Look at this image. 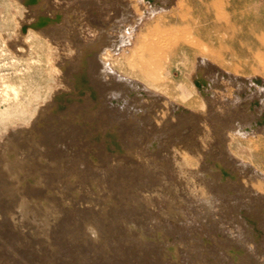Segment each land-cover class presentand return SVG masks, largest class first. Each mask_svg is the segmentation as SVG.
<instances>
[{
  "label": "bare ground",
  "instance_id": "obj_1",
  "mask_svg": "<svg viewBox=\"0 0 264 264\" xmlns=\"http://www.w3.org/2000/svg\"><path fill=\"white\" fill-rule=\"evenodd\" d=\"M100 1L107 0H0L3 6L0 8V51L7 53L9 59L8 66L0 69V221L6 226L13 227L14 223H19L30 227L31 230L35 229L38 234L45 237L49 230V217L54 213L52 206L55 205L53 202L55 198L60 197L64 202L73 201L76 196L74 189L77 187L81 191L85 178L97 179L95 182L102 186L106 183L104 179L106 173L110 177L115 169L124 173L128 168L133 167L135 170L134 167L137 168L140 163L146 165L142 161L147 162L148 168L152 167L156 159H159L157 162L163 159L165 162V158L169 156L162 158L163 154L159 149L161 146L166 148L170 139L179 135L183 137L184 163L175 162V166L180 176L186 180H196L202 184V188L206 186L205 181L215 180L219 183L220 189L229 193L230 190L226 187L234 185L239 180V171L241 169L248 171L247 165L235 167L229 151L219 155L222 152L218 153V150L222 149L219 145L214 146L211 151L203 150L201 141L204 138L200 136L202 127L198 121L199 114L177 105L167 117L157 120L154 114L157 111L154 112L152 108L157 101L155 94L151 95L150 100L143 101L146 94L140 84L129 77L121 76L110 67L108 58L124 52L127 45L131 44L135 23H128L122 30L119 18H109L105 10H99ZM115 1L122 4L123 13L127 15L129 1ZM142 1L153 11L155 4L165 5V2L172 0H140ZM200 2L205 6L204 12L197 11L196 14L192 12L194 15L187 16L181 13L184 15L183 18L174 20L172 27L166 32L159 31L145 37L136 59L112 58V64L117 63L120 70L144 79L153 87L167 90L170 87L166 82L168 71L164 69L167 59L185 56L188 51L193 54L198 52L194 55V63L189 73L191 92L188 96L195 95L192 102L203 108L200 111L213 110L215 96L211 88L213 85L223 87L217 82L222 76L235 87L232 92L235 98L227 99L228 106L224 107L221 113L225 118L221 117L220 122L232 128L234 121L237 122L236 117H239L245 122L248 130L241 129L240 123L239 132L238 127L234 128L235 131L231 129L236 135H245L248 133L245 131L253 134L255 130L264 133V81L258 76L253 77V82L240 76L235 77L227 71L215 68L213 63L209 62L207 54L204 55L206 51H210L209 48L214 42L223 45L221 35H225L228 30H235V24L232 22L226 26L220 23L222 20L228 21L227 12L224 10L214 14L215 17L211 16L209 6L222 4L223 0ZM175 4L181 8V12L186 8L181 0ZM89 26L95 28L94 36L85 35ZM114 30L113 35L110 31ZM186 74L182 72L183 77ZM169 82L173 83L171 79ZM176 87L184 89L182 83H178ZM211 120L214 121L215 118ZM217 129L218 124L214 125L209 133L215 132L216 135H220L219 137L223 136V130ZM220 139L223 141L225 138ZM192 157L198 160V167L193 168L186 164L191 163ZM183 166L184 169L181 168ZM242 172L244 174V171ZM255 173L264 178V174L256 170ZM63 176H65L63 185L66 186L67 192L59 188ZM209 184L207 183L208 186H212ZM173 185L170 184L175 189ZM116 187L118 189L119 186ZM227 196L230 202L234 200L231 206H234L235 215L246 225L247 239L255 241V247L260 249L264 244V229H260V224L258 226L256 221L264 220V204L247 195L245 201L234 194ZM2 198L6 205L1 203ZM54 211L57 212L58 209ZM137 231L139 236L145 237L144 231ZM160 233L161 231H158L154 238H159ZM2 235L4 233L0 231V240ZM6 235L3 236L4 239H7V236L10 239V232ZM3 241L1 240L2 243ZM227 242H229L225 243L227 248L225 247V251L221 249V253L224 252L222 255L224 257L227 254L228 258H232V261L227 258L230 263L249 257L248 247L238 239ZM9 244L11 242L8 243V247ZM178 249L175 245L165 242L159 249L153 250L151 247L149 252L157 261L166 264L165 262H177ZM1 258L2 256L0 260ZM254 260L252 264H255ZM155 262L154 264H157Z\"/></svg>",
  "mask_w": 264,
  "mask_h": 264
},
{
  "label": "rangeland",
  "instance_id": "obj_2",
  "mask_svg": "<svg viewBox=\"0 0 264 264\" xmlns=\"http://www.w3.org/2000/svg\"><path fill=\"white\" fill-rule=\"evenodd\" d=\"M126 1H129V12L126 13L127 15H124L123 6L119 1L107 0L106 2L100 1L98 3L99 10H105L109 18L114 17L121 20L122 30L127 27L128 23H135L131 44L127 45V49L124 52L108 58L110 67L121 76L129 77L140 84L142 91L146 94L143 101L150 100L155 94L154 97L157 101L155 99L156 102L152 108H154V112L157 111L154 113L157 116V120L158 118L167 117L171 110L173 108L175 109L177 105L199 114L198 121L200 127H202L200 136L204 138V140L201 141L202 148L204 147L203 150L211 151L214 146L219 145L222 148L218 150V153L222 151L219 155L229 151L228 153L231 155L235 167H239L242 164L247 165L248 171L241 169L239 171V180L236 181L234 185L226 187L231 193L220 189L219 183L217 181L216 183L215 180L210 182L205 181L204 183L206 186L204 188H202V184L196 180H186L180 176V172H178L179 170L177 166H175V162L184 163V158H182L184 147L182 144L183 137L179 135L174 138L175 140L170 139L169 145H167L169 148H163V146H161L162 149H159L161 150L159 152L163 154L162 158L166 155L169 156H167L169 159L165 158L166 163L163 162L164 159L158 162L157 160L159 159H156L154 162L155 164L153 163L151 165L153 169L149 166L150 169L148 168L147 162L142 161L145 162L147 166L144 163H142L144 166L140 163L137 167L138 169L135 167V170H133V167L131 169L128 168L130 170H124L126 173L118 172L115 169L117 172L115 170L112 171L110 177L107 173L105 175L106 177L104 176L106 182L104 184L106 187L104 188V185L99 186L98 182H95L97 179L85 178L81 186L84 190L80 188V191L77 187L74 189L76 196H74L75 199H73V201H75V203H72V200L71 202H64L60 197L57 198L58 201H56L57 199L55 198V200H53L55 205L52 206L54 213L50 215L51 218L49 217V230L48 234L45 236L47 239L43 235L44 238L41 239L42 236L38 234L35 229L31 230V228H28V226L26 227V225L23 226L19 223H14L13 228L9 225L6 226V224L0 221V231L2 234L4 233L1 239L4 240V243L0 240L3 244L0 243V257L2 256L0 264H154L157 260L156 257L149 252V249L151 247L153 250L159 249L165 242L166 244L169 243L179 248L177 262H165L166 264H252L254 259L255 264H264V244L262 247L260 246V249H257L255 247L256 242L247 239L245 235L246 225L235 215L233 210L234 206H231L234 200L230 202L227 196H233L234 194V196H239L237 198L245 201L247 195L251 196L255 201L257 200V202L264 204V178L262 179V177H259L255 173L256 170L262 175L264 174V133L255 130L253 134L249 131H245L246 133L248 132L245 135H236V133L232 132L235 131L234 128L238 127V132L241 125V129H247L244 125L245 122L241 121L239 117H236L237 122H239L238 125L235 120V124L233 123L234 126H232V128L220 122L221 117L225 118L221 116V113L224 107L228 106L226 103L227 99L235 98V95L232 93L235 87L228 83V79L222 76L219 77L217 82L223 85V87L220 88L213 85L214 87L212 86L211 88L213 96H215L214 111H200L203 110V108L197 103L192 102L195 100V95L190 94V96H188V93L191 92V76L189 73L194 63V55L198 54V52L193 54V52L188 51L185 56L179 55L176 58L167 59L168 61L165 63L164 68L165 71H168L166 73L168 81L166 82L170 84L167 90L153 87L144 79L129 75L120 70L117 63L112 64V58L119 57L122 60L136 59L138 49L145 37L156 34L159 31L166 32L172 27L174 20L180 19L181 17L183 18L184 15L182 16V14L187 16L193 13L196 14L197 11L200 13L204 12L205 6L202 5L200 2L201 0H181V2L186 5L184 6L186 8L182 9L185 10L181 12V8L175 4L180 0H172L171 2H165V5L160 3L155 4L153 11H151V7H148L144 1ZM205 1L208 2L211 0ZM217 6L219 7L218 9ZM2 7L3 6L0 4V8ZM209 7L210 14L213 17H215L214 14L223 10L227 12L228 21L225 22L222 20L220 23L226 26L232 22L235 24V30H228L225 35H221L224 43L223 45L214 42L212 47L209 48L210 51H206L204 55L207 54L206 57L210 60L209 62H212L215 68L227 71L235 77L240 76L253 82V77L258 76L264 81V0H223L222 4H211ZM13 13H15V11ZM140 13L142 16L139 17L138 15ZM90 26L85 35L94 36L95 28ZM110 33L114 35L115 30L110 31ZM133 51L136 53L132 54ZM0 52H2L0 53V69H2L8 66L9 59L7 53L3 51ZM4 71L7 72L6 70ZM182 72L187 73L185 77L182 76ZM170 79L173 83L169 82ZM176 82L177 84L182 83L184 89L181 90L176 87ZM186 89L188 92H186ZM233 110L236 111L234 108ZM206 115L209 116L207 117ZM212 118H215V120L212 121ZM216 124H218L219 129L224 132L221 137H219L220 135L218 136V134L216 135L215 132V134L209 133L211 131L210 129ZM224 129L227 132H225ZM225 135L226 137H224ZM220 138L225 139L222 141ZM206 139L209 142L206 141ZM218 139H220V141ZM222 145L224 146L222 147ZM191 160V163L186 164L193 168L199 166L198 160L195 157H192ZM139 168L141 169L139 170ZM181 168L184 169L185 167L183 166ZM242 171H244V174H242ZM117 173L122 174L119 175ZM247 174L250 177H248ZM252 174L254 177L258 176L259 178H254ZM62 178L64 179H62V184H59V188H61L63 192H67L66 186L63 185L65 184V176ZM116 180L117 182H115ZM250 180L253 182L251 183ZM87 182L89 185L86 184ZM206 182L208 184L210 183L209 185L212 186H208ZM172 183L176 190L170 186ZM214 183L217 185H214ZM60 185H62V187ZM116 186L120 188L118 187L117 189ZM115 187L116 189H114ZM105 188H108V190ZM177 188H179L178 191ZM212 189L215 190L213 191ZM258 193L260 194L258 195ZM53 194H55V192H53ZM121 195L122 197H120ZM178 195L181 196V198H179ZM1 203L6 205L4 198L1 199ZM64 205H66V207ZM68 205L70 207H68ZM54 208L58 209V211L55 212ZM57 213L59 214L57 215ZM127 223L129 226L128 228L126 226ZM256 224L258 226L260 224L259 228L262 230L264 229V220H257ZM158 227L160 230H158ZM137 230L144 231L145 237L139 236ZM158 231H161V235L159 238L155 239L154 235H156ZM9 232L10 239L7 236ZM13 233L19 236L20 239L16 238L17 236ZM5 235L7 239H4L5 237L3 236ZM231 235L232 238H230ZM236 239L248 247L250 254L245 260L238 259L230 263L229 260L232 261V258H228V256H226L227 254H225V257L222 256L224 252L223 254L221 252L225 251L224 249L227 248L225 245V243H229L227 241H234ZM45 240L46 242H44ZM221 240L223 241L221 242ZM47 241L51 245H49ZM5 242H11V244H9L10 248L8 247V243L5 244ZM10 245H14L15 248L14 246L12 248ZM12 258L14 260H12ZM155 263L162 264L160 261Z\"/></svg>",
  "mask_w": 264,
  "mask_h": 264
}]
</instances>
